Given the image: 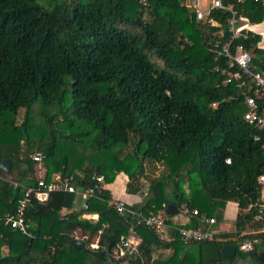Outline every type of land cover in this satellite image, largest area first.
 <instances>
[{"label":"trees","instance_id":"trees-1","mask_svg":"<svg viewBox=\"0 0 264 264\" xmlns=\"http://www.w3.org/2000/svg\"><path fill=\"white\" fill-rule=\"evenodd\" d=\"M181 2L0 0V160H10V175L15 176L0 178V242L14 254L0 255V264H37L40 259L42 264H121L105 254L100 259L74 249L71 240L79 231L89 246L97 236L102 250L110 234H127L132 217L108 204L112 198L102 184L124 172L126 191L137 192L143 187L145 161L160 162L166 170L148 181L143 202L129 208L149 213L173 203L189 211L187 227L201 226V216L221 221L227 201L235 202L239 212L234 230L219 232L212 240L184 242L172 228L173 238L167 241L138 227L139 246L149 250L141 248L139 255L126 260L128 264H149L153 246L173 249L162 264H233L247 257L250 264H264L253 255L264 249V229L242 233L260 202L257 178L264 173V130L244 122L242 98L233 84H222L223 76L213 67L223 62L214 61L205 45L209 33L224 38L227 13L214 11L219 25L207 28ZM223 3L233 5L237 15L250 22L264 20L262 0ZM258 40L255 36L243 44L251 53V68L264 72ZM35 102L44 127L39 149L30 143ZM19 109L24 114L18 124ZM59 141L63 142L55 153ZM67 143L83 147L87 154L77 158L78 151ZM128 147L131 150L124 152ZM33 151L52 158V163H44L46 181L58 172L72 174L76 186L95 188L98 194L87 199L86 211L97 213L96 221L79 218L82 211L72 209L74 193L51 191L46 202L31 199L27 206L29 235L6 222L5 215L14 212L23 194L10 180L22 186L36 184ZM69 153L73 168L68 166ZM195 162L200 188L207 205L215 206L214 214L203 211L180 189ZM94 174L103 176V182L94 180ZM194 208L198 215L191 214ZM62 209L68 212L62 215ZM164 217L170 223L172 215ZM245 240L252 242L248 252L239 249ZM228 243L236 248L230 258L221 253Z\"/></svg>","mask_w":264,"mask_h":264},{"label":"built area","instance_id":"built-area-1","mask_svg":"<svg viewBox=\"0 0 264 264\" xmlns=\"http://www.w3.org/2000/svg\"><path fill=\"white\" fill-rule=\"evenodd\" d=\"M137 1L145 3L147 0ZM233 1L238 4H244L247 1L258 2L259 0ZM181 5L191 10L194 19L207 28L219 25V21L212 14L214 11L223 10L227 13L224 30L226 35H224V38L221 33H209L206 36L205 45L207 50L213 55L214 61L222 60L223 62V64L216 63L213 67L214 71L219 72L223 76L222 84H233L237 89L236 94L242 98L246 107L242 113L244 122L260 130H264V72L251 68V53L243 44L246 40L260 36V40H258L256 45L264 50V20L257 23L250 22L247 18L238 16L236 8L231 4H224L223 0H182ZM254 139L259 140V136L255 135ZM30 157L35 163H39L42 154L34 152ZM226 161L229 162V159ZM36 177V184L28 186H22L17 181L10 180V185L13 188L20 186L23 190V194L18 199L14 212L5 215L6 222L13 229L18 230L21 234L29 235V225L25 219L27 206L31 199H34L38 203L46 202L51 191H65L74 193L76 196H81V208L78 210L82 212L79 218L91 221L97 218L96 213L86 211L87 199L94 193V187L83 188L82 191H79L73 183L72 174L66 176L56 174L54 179L50 181H46L43 175L38 174ZM93 179L99 183L103 182V176L98 174H94ZM257 182L260 185V202L258 203L257 213L253 221L259 222L261 229H264V198L262 197L264 173L258 176ZM75 203L73 201L74 207ZM108 204L114 207L118 213L125 215V212H127L132 217V223L125 236H121L120 240L116 243L111 245L104 243L101 246L103 253L109 260L128 264L127 259L139 255L140 239L136 231L138 227L149 228L161 237L167 232L168 223L164 217V214L167 213L164 203L156 212L151 211L149 213L131 209L119 199H111L108 201ZM183 213L190 215L186 208L183 209ZM191 214L198 215L199 212L194 208ZM200 221L202 225L198 227H187L181 224L174 225L172 228L176 230L178 236L184 242L212 240L217 234L216 230L211 229V226L216 223L215 217L201 216ZM74 238L83 240L84 236H74ZM97 240L98 237L96 236L89 246L99 250L100 245ZM239 249L243 252L250 251L252 249V242L249 240L243 241L239 245Z\"/></svg>","mask_w":264,"mask_h":264},{"label":"rangeland","instance_id":"rangeland-1","mask_svg":"<svg viewBox=\"0 0 264 264\" xmlns=\"http://www.w3.org/2000/svg\"><path fill=\"white\" fill-rule=\"evenodd\" d=\"M39 3H45L46 0H38ZM263 3H264V0H262ZM23 114H24V109H19L18 111V114H17V123H21L22 120H23ZM30 118H31V121L34 123V127H32L31 129V140H30V143H31V147L32 149H39L38 147V144H39V141H40V136H41V133L43 131V125H41V122H42V118L40 117L39 115V106H38V102H35L32 106V110L30 112ZM63 141H59L57 143V146L55 148V153H58L57 151L60 150V144L62 143ZM25 144V143H23ZM67 145L69 146V148L71 150H74L76 149L78 151V154L75 152L77 158L80 156V154L82 153H86L87 154V151L84 150L83 147H79L78 145L76 144H68ZM25 146V145H24ZM23 146V147H24ZM73 147V148H71ZM78 147V148H76ZM68 148V149H69ZM128 150H131V147H128L124 152L128 151ZM34 152H37V151H33L31 154H33ZM74 156V155H73ZM73 157L72 155L69 153L68 154V166L73 168L74 167V164H73V161H72ZM44 163L46 164H50L52 163V158L51 157H43L41 158V161L39 163H35L34 166H35V176H38V173L39 171H45L46 168L44 167ZM38 164H40L41 166L39 167ZM145 164V174L140 178V181L143 182V184H147L148 185V181L154 177H157L159 176V174L161 172H164L166 170V167L160 163V162H154V161H145L144 162ZM186 166H187V163L184 162L181 169L182 171L184 172L185 169H186ZM45 173V172H43ZM124 173V172H122ZM55 174H59L58 172H55ZM125 174V173H124ZM44 175V174H43ZM126 175V174H125ZM127 176V175H126ZM1 177H4V178H7L6 175L2 172V175H0V178ZM10 178H14L15 179V176H11L9 175ZM37 178V177H36ZM116 179V178H114ZM114 179L110 182H107L109 184H111V189L114 190V187L116 186V188L119 187V183H120V180L119 181H116L115 184L112 186V183L114 182ZM106 183V182H104ZM171 189H172V185H171V181L170 183L167 185L166 187V196L167 198H171ZM180 189L184 192V195L192 200L197 206H199L203 211H209L210 213H215L216 209L213 207V206H208L207 205V195L205 194V192L200 188V185H199V178H198V174H197V170H196V162L189 168V171L187 169V174H186V178H185V182L183 183L181 181L180 183ZM139 197H143V196H140V194H138ZM80 198L77 199V202L75 203V208L76 209H80L81 208V200H82V197L79 196ZM262 197L264 198V189L262 190ZM222 213H223V217L224 219L222 220V224L219 225V222H216L215 224H213L211 226V229L213 230H216L218 232V230L220 228H224L227 223L229 225H233L230 230H233L234 229V223H233V220L235 218V214L238 210L239 212V209H237V205L235 202H232V201H227L224 206L222 207ZM242 212H245V210L243 209ZM178 215L179 217L183 216V209L179 210V212L176 214ZM226 222V223H225ZM220 226V227H219ZM29 228V227H28ZM226 228V227H225ZM224 228V229H225ZM247 232H253V231H256V224L253 223V222H248V224H246V230ZM75 236L79 237L81 236L80 235V232L79 231H76L74 233ZM94 240V239H93ZM92 240V241H93ZM90 247V246H89ZM0 255H8V256H11V255H14L13 253L10 252V246H8L7 244H4V243H1L0 242ZM42 260V259H40ZM39 262L37 264H42V262ZM238 260V262H241V264L244 263V261L246 262V258L244 261H239L240 259H236ZM248 263H251L250 261H247ZM239 264V263H237Z\"/></svg>","mask_w":264,"mask_h":264},{"label":"crops","instance_id":"crops-1","mask_svg":"<svg viewBox=\"0 0 264 264\" xmlns=\"http://www.w3.org/2000/svg\"><path fill=\"white\" fill-rule=\"evenodd\" d=\"M41 165L39 164V167ZM45 171H39V175H43ZM116 179H114V182L112 183V186L115 184L116 181H119L120 180V183H119V187L116 188V186L114 187V190L111 189V184L109 183H103L102 184V187L107 189L109 192H110V195H111V198L114 200L116 199H119V200H122L127 206H132V205H135V204H141L143 202V198L145 197L146 195V191H147V184H143V187H140V189L135 192V193H129L126 191V183L128 181V177L122 173V172H119L116 174V176L114 177ZM138 194H140V196H143V197H139ZM80 198L79 195L75 196V202H77V199ZM237 205V204H236ZM73 210L75 211H78V209H76L75 207L72 208ZM238 209V208H237ZM68 212L67 209H62L60 211V213L63 215V214H66ZM238 213V210L235 214V218H236V215ZM184 215L181 217H179L178 215H172V217L170 218V223H168V227H167V232L165 233L164 236H159V238H161L162 240H172V234H171V230H172V227L177 226V225H181V224H187L189 222V219H190V215L189 214H185L183 213ZM97 215V213H96ZM97 218H98V215H97ZM97 218L93 221H96ZM235 218L233 220V223L235 221ZM224 219V217L222 218V220ZM222 220L219 221V225L222 224ZM226 223V222H225ZM29 225V224H28ZM233 225H229L227 223V225L224 227V228H220L218 230L217 233L219 232H229V231H233V230H230V228L232 227ZM235 226V225H234ZM29 227V226H28ZM220 227V226H219ZM235 228V227H234ZM256 229H261V227H258ZM263 229V228H262ZM247 231H242V233H246ZM140 241L142 240V238L138 235ZM230 244V243H229ZM141 246V245H140ZM139 246V247H140ZM143 246V245H142ZM143 249H145V251L149 250V248H146L143 246ZM185 250V249H184ZM192 250V249H191ZM261 251V250H260ZM173 252V249L172 248H162V247H156V246H153L151 248V262L149 264H162L161 261H165ZM193 252V250H192ZM194 254V253H193ZM245 260V259H244ZM242 259H240L239 261H244ZM247 261H250L249 258L247 257L246 258ZM245 262L243 264H250L248 262ZM251 262V261H250ZM241 264V262H238V260H234L233 264Z\"/></svg>","mask_w":264,"mask_h":264},{"label":"water","instance_id":"water-1","mask_svg":"<svg viewBox=\"0 0 264 264\" xmlns=\"http://www.w3.org/2000/svg\"><path fill=\"white\" fill-rule=\"evenodd\" d=\"M47 142V141H46ZM49 148H50V145H46L44 148H43V151H44V154H47L48 151H49ZM0 171H2L7 179H9V175H10V171H11V168H10V160L8 158H5V159H1L0 160ZM77 189L79 191H82L83 190V187L81 186H77ZM94 194H98V192L96 190H94ZM179 212V207L176 205V204H169L167 207H166V213L168 215H175ZM125 215L126 216H130L129 213L125 212ZM121 238V235L118 234V233H113V234H110L109 236H107L106 240H105V244H113V243H116L120 240ZM71 244L73 246L74 249H82V250H85L87 252H91L93 253L95 256L99 257L100 259H104V253L102 250H98V249H94L92 247H89L87 246V244L85 243V241L81 240V239H78V238H73L71 240ZM143 248V246L141 245L140 246V249ZM236 252V248L233 244H225L222 248H221V253L223 256L227 257V258H230V257H233L234 254ZM253 255L255 256V258L257 260H264V249L259 251V252H253Z\"/></svg>","mask_w":264,"mask_h":264}]
</instances>
